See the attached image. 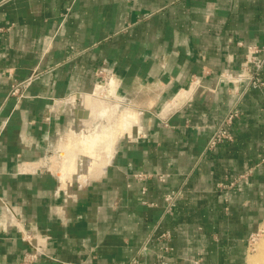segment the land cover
I'll return each instance as SVG.
<instances>
[{
  "label": "crops",
  "instance_id": "obj_1",
  "mask_svg": "<svg viewBox=\"0 0 264 264\" xmlns=\"http://www.w3.org/2000/svg\"><path fill=\"white\" fill-rule=\"evenodd\" d=\"M253 46L264 0H0V264H249L264 64L257 87L222 77ZM98 85L126 105L103 129ZM233 106V138L207 148Z\"/></svg>",
  "mask_w": 264,
  "mask_h": 264
},
{
  "label": "built area",
  "instance_id": "obj_2",
  "mask_svg": "<svg viewBox=\"0 0 264 264\" xmlns=\"http://www.w3.org/2000/svg\"><path fill=\"white\" fill-rule=\"evenodd\" d=\"M264 49H259L256 46L250 47L249 52L246 56V59L244 60L243 64L244 67L241 71H238L237 73H230L226 72L223 74V79L226 81H230L233 83H243L245 81H249L254 87H257L258 85H262L263 82L259 78L258 72L262 68L264 64ZM263 53L261 56L260 54ZM1 56V52H0ZM40 76V71L35 70L32 71L31 74L20 80V81H14L11 84L9 95L11 97H15L17 99L24 98L26 89L29 87V85L35 81ZM238 115V109L236 106H233L226 116L224 117L223 121L221 122V125L213 132L212 136L210 137L207 148H213L217 144H219L222 141L225 140H231L233 138V135L231 131L229 130V127L232 124V121L235 117ZM6 121L3 122V126ZM261 164H264V156L260 160ZM137 176L139 179L143 178L144 176H148L142 173H138ZM158 178L162 179V176H158ZM180 195L179 191H172L165 195V202H166V208L167 210H170L175 203V200ZM168 232H164L161 234L163 237L168 236ZM145 251V247H143ZM36 257L35 253H29L26 254L23 257V264H27L29 261L34 260ZM139 259L138 257H135L132 260V263H138Z\"/></svg>",
  "mask_w": 264,
  "mask_h": 264
},
{
  "label": "rangeland",
  "instance_id": "obj_3",
  "mask_svg": "<svg viewBox=\"0 0 264 264\" xmlns=\"http://www.w3.org/2000/svg\"><path fill=\"white\" fill-rule=\"evenodd\" d=\"M106 80H108V77H106L105 78V80L104 81H106ZM100 89V90H99ZM97 91H96V93L97 94H94L93 95V97H89V99L88 100H90V98H91V102L93 101V100H97V101H93V103L94 104H99V106H102V108L104 107V112H103V114H101V116H99V117H95V119H94V121L95 120H98V121H95V126H99L101 129H103L104 127H106V125H108V124H113V120H114V117H112V115H108V114H113L111 111H109V110H111V108L109 107V109H108V105H109V103H111L112 105H114L115 107H116V113L114 114L115 115V117H118L119 116V114L122 112V110H124V108L126 107V105H124V102H123V100L121 101V100H119V98L118 99H116V100H114V98H113V96H111L110 95V92H108L107 90H108V88L107 87H102V86H100V88H99ZM104 89V90H103ZM106 89V90H105ZM107 92H108V94H107ZM103 95V96H102ZM106 95H108V96H106ZM110 96V97H109ZM97 99H96V98ZM100 99H99V98ZM93 99V100H92ZM104 100H105V102H104ZM103 102V103H102ZM108 102V103H107ZM104 103H107L106 104V107H107V111H105V104ZM116 104V105H115ZM111 106V105H110ZM103 110V109H102ZM108 114H107V113ZM109 112H111V113H109ZM106 113V114H105ZM106 116H105V115ZM103 115V116H102ZM108 115V116H107ZM109 117H110V121H109ZM107 118V119H106ZM109 122V123H108ZM111 122V123H110ZM103 123V124H102ZM105 123V124H104ZM107 123V124H106ZM261 239V241L264 239V225L262 226V228H261V230L259 231V232H257L255 235H252L251 237H250V239H249V243H251V248L254 246V244H256V242H258L259 240ZM261 243V242H260ZM259 250H260V244L258 245H256L255 246V250L254 251H252V249L249 251V253H250V256H257L258 255V253H259ZM253 252V253H252ZM250 256H249V258H250ZM258 264H264L263 262H260V261H258L257 262Z\"/></svg>",
  "mask_w": 264,
  "mask_h": 264
},
{
  "label": "bare ground",
  "instance_id": "obj_4",
  "mask_svg": "<svg viewBox=\"0 0 264 264\" xmlns=\"http://www.w3.org/2000/svg\"><path fill=\"white\" fill-rule=\"evenodd\" d=\"M107 84V83H106ZM104 85H105V83H104ZM98 86H100V85H98ZM105 87V86H104ZM98 88H100V87H98ZM97 90V89H96ZM100 90V89H99ZM104 90V89H103ZM106 90V89H105ZM109 90V89H108ZM107 90V91H108ZM93 91H94V89H93ZM111 91V90H110ZM98 92V91H97ZM93 92H91V94H92ZM116 93V92H115ZM95 94H97V93H95ZM107 94H108V92H107ZM88 95H89V93H88ZM117 95V94H116ZM83 96V95H82ZM87 96V95H86ZM92 96V95H91ZM90 96V97H91ZM103 96V95H102ZM106 96H108V95H106ZM113 96V95H112ZM93 97V96H92ZM110 97V96H109ZM96 98V97H95ZM99 98V97H98ZM97 99V98H96ZM100 99V98H99ZM81 100V99H80ZM85 100V99H84ZM90 100H91V98H90ZM93 100V99H92ZM115 100V99H114ZM93 101H97V100H93ZM104 102H105V100H104ZM82 103V102H81ZM103 103V102H102ZM108 103V102H107ZM107 103H104L105 104V107H106V104ZM87 104V103H86ZM89 104V103H88ZM87 104V105H88ZM116 105V104H115ZM111 106H113V105H111ZM80 107V106H79ZM108 107V109H109V107H110V105H108L107 106ZM107 107L105 108V111H107L108 109H107ZM115 107V106H114ZM107 109V110H106ZM100 111H101V109H99ZM103 110H104V107H103ZM114 110V109H113ZM129 110V109H128ZM90 111H91V108H90ZM97 111V110H96ZM109 111H111L112 112V110H109ZM114 111H116V110H114ZM113 111V112H114ZM95 112V111H94ZM97 112H99V111H97ZM108 112V111H107ZM106 112V113H107ZM111 112H109V113H111ZM112 112V113H113ZM124 112V111H123ZM126 112V111H125ZM90 113H92V112H90ZM101 113H103V112H101ZM101 113H99V114H101ZM105 113V114H106ZM122 113V112H121ZM104 114V115H105ZM108 114V113H107ZM93 115V114H92ZM97 116H98V114H96ZM108 115H111V114H108ZM107 115V116H108ZM103 116V115H102ZM106 116V115H105ZM122 116H123V114H122ZM124 116H125V114H124ZM113 117V116H112ZM91 118H93L94 119V116H92ZM115 118V117H114ZM107 119V118H106ZM116 119V118H115ZM119 119H120V117H119ZM90 120V119H89ZM118 120V119H117ZM116 120V121H117ZM123 120V119H122ZM126 120V119H125ZM109 121H110V117H109ZM128 121V120H127ZM80 122V121H79ZM87 122V121H86ZM113 122H114V120H113ZM118 122V121H117ZM122 122H124V120L122 121ZM121 122V123H122ZM83 123H84V121H83ZM90 123V122H89ZM109 123V122H108ZM111 123V122H110ZM103 124V123H102ZM105 124V123H104ZM116 124H118V123H116ZM108 125H110V124H108ZM111 126V125H110ZM79 127V126H78ZM87 127V126H86ZM106 127H107V125H106ZM88 128V127H87ZM110 128V127H109ZM112 128V127H111ZM84 129H86V128H84ZM87 130V129H86ZM92 130V129H91ZM111 132H113L112 130H111ZM86 133H87V131H86ZM108 133V132H107ZM78 134V133H77ZM122 134H123V132H122ZM106 139V138H105ZM113 139V138H112ZM79 142H80V140H79ZM102 142V141H101ZM93 146V145H92ZM111 146V145H110ZM96 148H98V147H96ZM61 149V148H60ZM99 150V149H98ZM92 153H94V152H92ZM101 154V153H100ZM78 154H76V156H77ZM79 155H81V154H79ZM96 155H97V153H96ZM106 155V154H105ZM91 156V155H90ZM95 156V155H94ZM94 156H92V157H94ZM80 157H82V158H80V160H86L87 159V157L86 156H80ZM106 157V156H105ZM79 158V157H78ZM95 159V158H94ZM98 163H99V161H97ZM90 165V164H89ZM74 167H76V166H74ZM67 174V173H66ZM87 176V175H86ZM253 253V252H252ZM258 261H260V262H263L264 263V239L262 240V242H261V244H260V250H259V253H258V255L257 256H250V258H249V264H258L257 262Z\"/></svg>",
  "mask_w": 264,
  "mask_h": 264
},
{
  "label": "water",
  "instance_id": "obj_5",
  "mask_svg": "<svg viewBox=\"0 0 264 264\" xmlns=\"http://www.w3.org/2000/svg\"><path fill=\"white\" fill-rule=\"evenodd\" d=\"M78 114H80V116L82 115L83 117H88L89 112L88 110L79 109Z\"/></svg>",
  "mask_w": 264,
  "mask_h": 264
}]
</instances>
